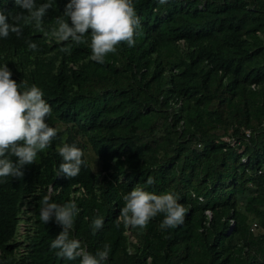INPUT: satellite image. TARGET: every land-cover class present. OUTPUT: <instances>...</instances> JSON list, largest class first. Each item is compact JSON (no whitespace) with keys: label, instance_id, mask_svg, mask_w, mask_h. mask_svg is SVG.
Instances as JSON below:
<instances>
[{"label":"trees","instance_id":"obj_1","mask_svg":"<svg viewBox=\"0 0 264 264\" xmlns=\"http://www.w3.org/2000/svg\"><path fill=\"white\" fill-rule=\"evenodd\" d=\"M60 2L35 0L52 4L45 32L57 17L71 24ZM133 6L141 24L135 45H119L100 64L90 59V41L46 36L13 19L27 15L14 0H0L7 22L22 29L0 38V66L21 91L39 87L57 117V136L36 163L0 182V264H80L50 247L63 228L54 216L40 219L49 182L57 189L50 202L79 208L69 238L93 255L108 245L105 264H264V0ZM63 143L83 152L87 145L95 168L84 154L78 176L57 175ZM75 182L84 191L72 197ZM135 188L174 195L186 209L183 223L162 230L158 214L146 228L125 227L123 196ZM24 195L33 226L17 252L14 209ZM97 216L104 226L94 231Z\"/></svg>","mask_w":264,"mask_h":264},{"label":"clouds","instance_id":"obj_2","mask_svg":"<svg viewBox=\"0 0 264 264\" xmlns=\"http://www.w3.org/2000/svg\"><path fill=\"white\" fill-rule=\"evenodd\" d=\"M14 2L27 13L18 14L14 20H23L25 25L33 24L36 30L60 42L71 41L78 45L90 41V59L100 64L105 62L109 54H115L119 45L133 47L136 43L137 30L141 27L133 0H69V2L62 0L59 4V13H63V17H67L71 24L62 17H57V27L50 32H45V28L48 9L52 8L51 3L39 4L37 7L35 0ZM64 2L68 3L65 5ZM168 2L169 0H159L161 5ZM21 31L18 24L8 23L6 15L0 11V38H7L10 33L20 35ZM28 48L36 51L38 46L29 43ZM61 51L70 53L71 48L65 47ZM11 76L12 73L6 63L0 66V182H5L9 177L22 178L24 175L22 169L35 164L37 155L45 151L57 136L54 124L57 117L49 98H44L43 91L36 85L29 87L24 84L26 90L21 91V83L18 84ZM244 133L247 134L248 131L245 130ZM85 153V150L83 152L74 144L63 143L58 149L62 162L59 164L57 175L62 174L69 179L78 176L82 165L85 164L83 159ZM13 157L15 159H12ZM91 168L94 169L95 166ZM154 183V178L149 177L147 184ZM71 186L72 197L79 196L84 191L78 182ZM53 189L51 182L46 184V196L43 198L40 211V219L44 224L54 216L56 223L63 228L52 240L51 249L57 250V257L69 261L80 258V264H105L110 251L108 245L93 255L82 247L79 240L69 238L79 208L74 200L63 205L50 202L47 195L57 190ZM123 200L125 205L120 210L118 219L125 227L146 228L158 214L164 215L160 224L162 230L175 228L184 221L186 209L172 194L158 195L135 188L124 195ZM33 209L31 196L24 195L15 201L13 240L19 242L15 246L17 252H23L22 239L26 238L32 229ZM205 211L209 214L207 210ZM254 224L251 223V226ZM90 226L94 231L103 228V218L97 216Z\"/></svg>","mask_w":264,"mask_h":264},{"label":"rangeland","instance_id":"obj_3","mask_svg":"<svg viewBox=\"0 0 264 264\" xmlns=\"http://www.w3.org/2000/svg\"><path fill=\"white\" fill-rule=\"evenodd\" d=\"M76 137H77L78 139L81 138V136H80L79 134H76ZM87 148H88V146L86 145V149H85V151L87 150ZM85 155L88 157V160H89L90 165H91L92 167L95 166L94 161L90 158V157H91L90 152L86 151Z\"/></svg>","mask_w":264,"mask_h":264},{"label":"built area","instance_id":"obj_4","mask_svg":"<svg viewBox=\"0 0 264 264\" xmlns=\"http://www.w3.org/2000/svg\"><path fill=\"white\" fill-rule=\"evenodd\" d=\"M262 123L264 124V120H262ZM252 224H254V223H252Z\"/></svg>","mask_w":264,"mask_h":264}]
</instances>
